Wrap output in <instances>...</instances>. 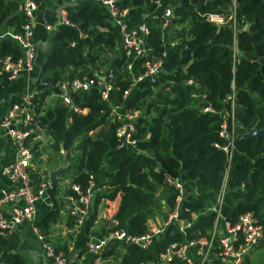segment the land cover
Instances as JSON below:
<instances>
[{"label": "trees", "instance_id": "trees-1", "mask_svg": "<svg viewBox=\"0 0 264 264\" xmlns=\"http://www.w3.org/2000/svg\"><path fill=\"white\" fill-rule=\"evenodd\" d=\"M33 1L36 16L41 0ZM113 8L126 10L127 30L145 26L141 56L125 53L118 27L107 12L84 4L67 8L68 23L47 36L48 54L33 81L41 90L33 97L34 110L41 109L40 124L54 139L51 149L66 151L67 166L60 172L69 178L65 194L75 196L71 185L84 193L88 176L98 178L79 255L89 257L87 241L114 229L133 237L145 235L150 232L149 220L156 216L165 220L177 206L179 220L189 221L191 214L196 215L184 235L170 223L145 248L124 242L120 252L114 250L118 244H112L106 254L113 256L114 264H162L159 255L169 244L208 236L215 212L206 209L221 189L223 219L232 226L239 215L250 212L264 238V138H226L264 124V62L260 61L264 57V1L114 0ZM166 8L171 15L163 14ZM208 13L221 15L225 21L215 24L206 19ZM23 21L20 0H0V24L16 33ZM169 42L174 48L164 55ZM20 54L15 39H0V58ZM157 60H161L159 69L133 81L132 74L145 71V61ZM128 62L130 69L125 67ZM109 71L110 78L106 77ZM99 75L111 83L107 99L100 95ZM41 76L48 80L41 81ZM75 77L94 82L87 89L69 88L67 103L58 95L59 83ZM0 80L2 85L8 81L1 70ZM127 87L129 92L122 97ZM50 94L57 97L45 106ZM16 100L18 96L10 103ZM112 104L138 111L132 119V147H118L116 128L121 120L109 117ZM206 106L211 110H203ZM223 123L227 135L220 136ZM27 171L31 184L38 185V168L27 167ZM168 179L181 183V194ZM47 194L53 207L32 224L45 236L58 219L57 187L47 189ZM115 201V223L92 230L97 206ZM73 225L74 218L67 213L66 226L72 229ZM6 244L0 233V264H23L20 255L5 250ZM66 247L62 243L54 251L67 258ZM218 251L214 240L210 259L203 264H228L215 256ZM167 264L183 262L173 257ZM240 264H250L248 256Z\"/></svg>", "mask_w": 264, "mask_h": 264}, {"label": "built area", "instance_id": "built-area-1", "mask_svg": "<svg viewBox=\"0 0 264 264\" xmlns=\"http://www.w3.org/2000/svg\"><path fill=\"white\" fill-rule=\"evenodd\" d=\"M89 2H98L107 4V13L111 19L116 23L118 31L121 35V44L125 53L128 55L132 53L135 57L141 56L144 53V37L147 32L143 24L137 28L127 30L124 25V13L126 10L117 11L113 8L114 0H85ZM35 3L33 0H20V8L24 15V21L20 24V31L12 33L13 39L16 40L20 47L21 54L16 58L10 55H5L0 58V70L5 73L8 81L15 79L23 71H27L33 67L34 56L36 53V45L33 40L32 23L35 19L34 10ZM165 16L171 15L170 9L166 8L163 13ZM63 21L68 23L63 13ZM231 16H227V20ZM206 19L215 24L223 23L225 20L223 16L208 13ZM48 29L49 25H45ZM145 71L137 74L133 81L141 80L145 76H150L161 66V60L145 61ZM127 69L131 68V62L126 63ZM97 77V84L100 87V95L103 99L108 98V91L111 83L105 79ZM106 77H111V71L106 74ZM28 80L23 91L18 95V100L11 102L4 114L0 117V129L11 140L13 146L12 161L2 167V172L5 175L9 184L8 189L0 191V233H5L17 225L23 223H31L34 214V204L46 197V191L49 187L48 179L41 178L38 185L31 184L27 167L33 158L32 142L39 140L43 133L44 125L40 124L39 115L41 109L37 112L34 110L33 97L41 90L37 88L33 82ZM188 82L190 80H187ZM94 81L92 79L73 78L70 81H62L59 83V96L65 95L66 89H87ZM130 87L123 90L122 97H126ZM41 108V106H40ZM76 109V108H74ZM203 110H211L209 107H204ZM138 114L137 110L132 112L127 111L120 105H111L109 110V117L111 119H120L121 123L116 128V136L123 144L134 146L135 141L130 134L133 131L132 119ZM220 136L226 134V125L222 124V130L219 132ZM230 140L233 138L232 134L227 135ZM232 141V140H231ZM224 152L227 151L226 146L220 147ZM227 153V152H226ZM229 157V156H227ZM169 182L181 194V183L175 179ZM70 189L75 196L67 195L68 202L67 213L74 218V225L71 229L73 234H77L78 229L84 225L87 216L92 210L93 195L97 187L94 184V176L90 174L87 180V187L84 193H81L77 185H71ZM222 189L216 196L215 204H221ZM180 197L177 196V201ZM220 206L215 212V219L213 221L212 229L207 237H199L194 240L183 241L180 243H171L159 255V261L162 264H167L173 257L180 259L183 264H203L210 259V250L213 246L214 240L217 241L219 251L215 254L216 257L228 264H240L247 252L262 239V228L257 222L256 218L250 212L243 213L238 216L234 225L230 226L219 212ZM178 209L175 206L167 214L162 226L157 229H152L149 233L133 237L126 234L124 231L117 229L106 232L100 238L89 239L86 243L87 252L95 254L101 250L102 247L115 242L135 243L140 248H145L152 238L160 235L163 229L170 223H175L179 232L185 234L186 229L190 228L194 215L191 214L189 221L177 219ZM115 223V222H113ZM40 242L41 253L44 264H64L66 258L63 253L55 252V244L48 236L42 235L35 227H32ZM71 246H67L69 251Z\"/></svg>", "mask_w": 264, "mask_h": 264}, {"label": "crops", "instance_id": "crops-1", "mask_svg": "<svg viewBox=\"0 0 264 264\" xmlns=\"http://www.w3.org/2000/svg\"><path fill=\"white\" fill-rule=\"evenodd\" d=\"M84 4H93L101 11L107 12L108 5L98 2H89L85 0H41V6L32 23L33 40L37 47L34 56L33 67L27 71H23L15 79L6 81L4 85L1 84L0 80V117L4 114L8 105L10 104V99L14 96H18L23 91L28 80H35L39 75V67L48 54L47 36L52 33L57 26L67 24L63 21V13L66 12L67 8L75 9ZM45 25H49V28L47 29ZM11 35V28L6 27L4 24H0V39L5 36L12 37ZM173 48L174 43L169 42L163 54L165 55L167 51H171ZM56 97V95H48L44 101L45 106L53 103ZM62 98L64 100L65 98L68 99L66 90L65 95ZM66 102L68 103V101ZM53 141L54 139L49 133V129L44 125V130L40 135L39 140H36L35 143L33 140L31 144L34 154L32 160L29 162L28 167L38 168V171L41 173V178L44 179L47 178L48 172L62 166L63 161H65L64 168L67 166L66 151H64L61 147L59 148V151H53L51 149V143ZM12 158L13 146L11 140L0 129V191L9 188L7 179L2 172V167L10 163L12 161ZM63 169L59 171L57 175V177L59 178V182L55 185L58 190V194L56 196V209L58 210V219L55 223L50 225L49 233L47 236L55 244V246L62 243L67 244V246H71V249L69 251L66 250L68 254L66 260H71L70 264H114L115 259H113V256L110 254L106 255L112 244H108L107 246L102 247L101 250L95 254L89 253L90 256L86 259H84L83 256L79 255V243L82 238V231L85 224L78 229L77 234H73L71 229L66 226L68 202L66 199L67 195L65 194V190L68 187L69 178L65 175L62 176L60 174ZM42 172H45V175ZM97 181L98 178L94 176L95 186ZM116 202L117 201L112 203L102 202L97 206L96 221L93 225L92 230L100 231L101 227L105 228L108 223L114 222L112 219V215L117 204ZM52 207V202L46 191V197H43L41 200L34 204V214L31 223H23L21 225H17L7 232L3 233L7 242L5 250L10 254L20 255L23 264H44L40 242L38 241L36 234L31 226L33 227V223L38 222L40 219H42L51 210ZM147 223L148 226L151 227L150 220ZM26 234L33 235L31 236L36 240L35 246L30 245V243L26 241V239L24 238ZM113 244H118L117 247L114 248L115 251H117L118 248L123 249V242H115ZM256 248H260L261 250L262 248L264 249V238H262L258 244L253 246L245 256H248L249 258L251 250Z\"/></svg>", "mask_w": 264, "mask_h": 264}, {"label": "water", "instance_id": "water-1", "mask_svg": "<svg viewBox=\"0 0 264 264\" xmlns=\"http://www.w3.org/2000/svg\"><path fill=\"white\" fill-rule=\"evenodd\" d=\"M250 58L254 59L255 56H252ZM260 61L264 62V57L260 58ZM98 78L99 79H103L104 77H103V75H99ZM41 80L42 81L48 80V77L47 76H43V77H41ZM68 92H69V89H66V94ZM65 100L68 101L67 98H65ZM226 138L230 139L227 136H226ZM247 138H264V124H263L262 128L254 129V130H251V131H247L246 133H244L242 135H237L236 137H233L231 140L232 141H236V140H239V139H247ZM122 145H123V141L119 140L118 147H121ZM64 166H65V161H63L62 166H60V167L56 168L55 170H52V171L47 173V178H48V181H49L48 189H51V188L55 187V185L59 182V178L57 177V175H58L59 171L64 168ZM70 263H71V260H66L64 264H70Z\"/></svg>", "mask_w": 264, "mask_h": 264}, {"label": "rangeland", "instance_id": "rangeland-1", "mask_svg": "<svg viewBox=\"0 0 264 264\" xmlns=\"http://www.w3.org/2000/svg\"><path fill=\"white\" fill-rule=\"evenodd\" d=\"M135 76H133L132 74V79H134ZM215 203V202H214ZM211 204L206 211H211V210H217V207H219L220 205H217V201L216 204ZM194 219L196 218V215H194L193 217ZM164 220H161L160 217H154L152 220H150V229H157L160 228L162 226ZM150 230V231H151ZM32 235V234H31ZM30 234H26L24 236V238L26 239V241L28 243H30V245L35 246L36 244V240L32 238ZM122 248H118L117 251H120ZM250 264H264V249L262 248V250L260 248H256V249H252L250 254H249V258H248Z\"/></svg>", "mask_w": 264, "mask_h": 264}]
</instances>
